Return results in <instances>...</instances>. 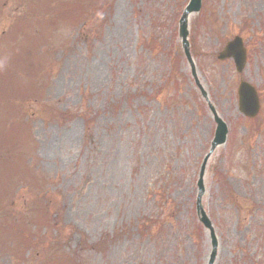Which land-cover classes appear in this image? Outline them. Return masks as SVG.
Wrapping results in <instances>:
<instances>
[{"label": "rangeland", "instance_id": "obj_1", "mask_svg": "<svg viewBox=\"0 0 264 264\" xmlns=\"http://www.w3.org/2000/svg\"><path fill=\"white\" fill-rule=\"evenodd\" d=\"M187 2L106 0L86 20L49 23L29 17L28 0H0V83L10 76L15 108L0 110V163L11 160L0 164V207L27 215L35 235L18 255L0 249V264L62 252L72 264H264V0H201L187 21L190 63L177 30ZM17 18L32 24L13 37ZM235 35L247 49L241 72L216 58ZM239 80L257 89L254 118L238 109ZM209 106L228 134L203 166L205 228L195 200ZM9 124L16 138L2 137ZM38 206L51 220L39 229Z\"/></svg>", "mask_w": 264, "mask_h": 264}, {"label": "trees", "instance_id": "obj_2", "mask_svg": "<svg viewBox=\"0 0 264 264\" xmlns=\"http://www.w3.org/2000/svg\"><path fill=\"white\" fill-rule=\"evenodd\" d=\"M30 2L28 11L30 12L29 17L34 18L36 20V15H39L40 18H38L36 21H48L49 23H54L56 21H60L63 18L69 19L71 22H79L80 20H86L85 15L88 13L93 14V12L97 9V7L101 6L106 2V0H92L90 4H84L89 0H86V2H79L78 0H69L66 2H61L62 4H57L55 6L51 5V2L49 0H28ZM53 2L57 0H51ZM93 1H95L93 3ZM84 22V21H83ZM32 22L27 21L24 18H17L11 25L9 31L15 37L18 33H20L22 30H24V27L26 25L31 26ZM23 32V31H22ZM34 37L36 42L38 40H41L42 37L41 34H35V32L31 33L30 37ZM33 39V38H32ZM33 56L36 57L35 50L32 52ZM3 81L6 82V84L3 86L0 83V110L3 111L6 110L5 113H12L14 111V104L8 100V92L10 91L12 82L10 81V76L3 77ZM16 88V85H15ZM14 88V90H15ZM34 92H38L37 90H32ZM27 92L25 91V94L27 96ZM20 94V93H19ZM36 94V93H34ZM29 95V93H28ZM18 95L15 91H13V98L16 99ZM35 99H39L40 96L34 95ZM21 97H18L19 99ZM26 98H29L27 96ZM16 99V100H17ZM12 100V101H16ZM16 106H21V104H17ZM4 112V111H3ZM52 117H55V113H51ZM58 117H60L62 120H69L76 115L75 113L69 112V111H57ZM83 120L85 121V126L87 128V125H89V122L91 121V118H89L87 113L80 114ZM11 133L13 135L18 136V128L15 125L9 124L6 127H3L1 135L3 138L6 136H11ZM8 139V138H7ZM13 139V138H12ZM16 142V141H12ZM33 143L32 140H29L28 143ZM11 144V140H10ZM11 147V146H10ZM18 157V155H17ZM11 160H8L7 162L0 163L1 165L10 164ZM13 166H7L4 169L9 170V174L11 169H13ZM37 182V181H36ZM17 184H19V181H16ZM2 201H4L2 199ZM5 203V201H4ZM0 249L5 248V246L10 250V254L18 255L20 253V247H26L28 246L32 240L35 239V235H31V228L28 227L27 222L25 220V214L24 213H14L11 212L9 209H4V204L0 207ZM48 214V213H47ZM30 224L33 228H42L41 226H49L51 220L49 219V216L46 215V208L44 209V206H38L36 208H32V211L30 213ZM34 220L35 222H32ZM11 243L10 246H8V243ZM15 245V246H13ZM29 249V248H28ZM55 258L52 259V262L49 264H72L68 257H66L65 253H58V255L54 256ZM47 264V262H46Z\"/></svg>", "mask_w": 264, "mask_h": 264}, {"label": "water", "instance_id": "obj_3", "mask_svg": "<svg viewBox=\"0 0 264 264\" xmlns=\"http://www.w3.org/2000/svg\"><path fill=\"white\" fill-rule=\"evenodd\" d=\"M200 7V0H190L188 5L185 7L181 18L179 20V35L182 38V46L186 54L187 59L190 61V55L188 51V43L186 41L187 36V15L191 12L198 11ZM232 57L235 63L237 71H241L246 58V51L242 45V41L238 36H235L231 41L227 42L224 49L218 54L219 59ZM238 103L240 111L247 116H254L258 111V97L255 89L248 83L241 81L238 87ZM216 129L214 134V139L211 143V147L224 142L227 128L224 122L215 116ZM203 168V167H202ZM202 174V170L200 175ZM199 194L197 197V211L200 214V221L203 222L205 226H210L209 222L201 210L199 205V197L202 192L201 180H199Z\"/></svg>", "mask_w": 264, "mask_h": 264}]
</instances>
